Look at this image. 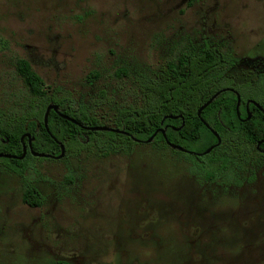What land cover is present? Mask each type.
I'll use <instances>...</instances> for the list:
<instances>
[{
  "label": "rangeland",
  "instance_id": "rangeland-1",
  "mask_svg": "<svg viewBox=\"0 0 264 264\" xmlns=\"http://www.w3.org/2000/svg\"><path fill=\"white\" fill-rule=\"evenodd\" d=\"M206 45L238 60L235 85L255 84L264 0H0V112L37 104L16 69L24 59L49 95L115 128L122 107L142 103V80ZM250 150L237 189L205 186L193 176L204 157L159 143L67 148L61 160L28 159L24 177L0 159V264H264V164ZM24 178L41 208L23 203Z\"/></svg>",
  "mask_w": 264,
  "mask_h": 264
},
{
  "label": "trees",
  "instance_id": "trees-1",
  "mask_svg": "<svg viewBox=\"0 0 264 264\" xmlns=\"http://www.w3.org/2000/svg\"><path fill=\"white\" fill-rule=\"evenodd\" d=\"M237 62L231 53L221 52L209 45L202 49L195 46L181 49L175 56L166 60L155 78L140 81L142 103L122 107L118 112L115 126L142 140L150 139L159 129L168 125L173 126L180 129L167 131L171 143L189 151L198 153L207 151L216 143L217 138L198 117V111L219 90L233 87V80L228 74ZM16 69L37 104L31 107L27 115L18 117H7L0 112V154L22 156L23 145L28 142V138L27 140L22 138L28 133L34 138L35 152L53 156L61 152L58 142L71 149H83L94 145L105 153L128 151L135 145L131 138L123 134L84 130L54 111L49 115L48 132L44 125V116L51 104L57 105L64 110L65 115L76 119L84 126H100L102 122L96 116L75 107L69 96L57 94L58 92L49 95L44 80L27 60H17ZM92 75L98 77L96 73ZM118 75L121 77L127 75V72L123 70ZM259 83L260 90L255 91L253 97L264 103V75L261 76ZM245 97L250 98V95ZM236 102L235 94L227 91L202 113V118L227 144L226 149H217L228 155L223 162L224 166L227 165L229 156L243 152L241 144L245 142L256 144L264 138V115L257 111V114L254 113L253 122L242 123L237 116ZM85 135L90 139L88 144L85 142L87 138ZM156 142L164 144L162 134H158ZM28 159L38 160L30 151L25 160L6 158L1 160L6 163L4 166L7 170L23 177L30 166ZM24 180V203L34 208L42 207L45 202L44 196L25 178Z\"/></svg>",
  "mask_w": 264,
  "mask_h": 264
},
{
  "label": "flooded vegetation",
  "instance_id": "flooded-vegetation-1",
  "mask_svg": "<svg viewBox=\"0 0 264 264\" xmlns=\"http://www.w3.org/2000/svg\"><path fill=\"white\" fill-rule=\"evenodd\" d=\"M235 68V67H234ZM234 68H232L231 70H233ZM262 75H264V74H261L260 76H259V78H258V80L256 81V83L255 84H253V83H246V84H244V85H242V86H240V85H233V87L232 88H225V89H232L233 90V94H235V96H236V100H237V102H236V112H237V116H238V118H239V120L242 122V123H251V122H253V120H254V117H255V115H254V113H256L257 114V111H259V113L261 114V115H264V103L263 102H261V101H258L257 99H255L254 97H253V95H254V93H255V91H258V89H259V84H261V83H259L260 82V79H261V76ZM237 87H240V88H237ZM221 90H224V89H221ZM221 90H219V91H221ZM260 90V89H259ZM218 91V92H219ZM230 92H232V91H230ZM226 93V92H225ZM238 95L240 96V99H241V103H240V105H239V111L237 110V107H238ZM246 95H250V98H246L245 96ZM264 98V97H263ZM255 109V110H254ZM59 111L61 112V113H63V109H61V108H59ZM64 114V113H63ZM166 118H168V117H166ZM171 118H173V117H171ZM202 121V120H201ZM205 121V120H204ZM206 122V121H205ZM162 123H164V122H162ZM207 123V122H206ZM208 124V123H207ZM184 125V124H183ZM209 125V124H208ZM206 126V125H205ZM210 126V125H209ZM207 127V126H206ZM211 127V126H210ZM115 128H117L116 126H115ZM208 128V127H207ZM118 129V128H117ZM179 130V129H177V128H175V127H173V126H166L165 128H162V129H159V130H164L165 131V133H166V137H167V131L168 130ZM209 129V128H208ZM211 129H213L212 127H211ZM119 130H121V129H119ZM210 130V129H209ZM214 130V129H213ZM121 131H124V130H121ZM158 131V130H157ZM211 131V130H210ZM214 131H216V130H214ZM212 132V131H211ZM217 132V131H216ZM218 133V132H217ZM158 134H162L163 135V137H164V144L163 143H159V144H162L163 146H165V147H169V148H171L169 145H168V142H167V140H168V137H167V140H166V138H165V136H164V134L162 133V132H159ZM219 134V133H218ZM123 135H125V134H123ZM220 135V134H219ZM86 136V135H85ZM125 136H128L129 138H131L132 140H133V142L135 143V145H137V144H140V143H143V144H146V142L149 140H142V139H139V138H136L135 136H133V135H131V134H129L128 133V135H125ZM158 136V135H157ZM156 136V137H157ZM87 138H86V143L88 144L89 142H90V139H89V137L88 136H86ZM156 137H155V139L153 140V142H151V143H156L157 144V142H156ZM216 137V136H215ZM221 137V136H220ZM25 140H27V138H25ZM221 140H222V143H221V145H219V146H217V147H215L209 154H207V155H202V154H204L205 152H202V153H192L191 151H189V150H187V149H185V150H187V151H189V152H191V153H188V152H183V151H180V150H176V149H173V148H171V149H173V150H175L176 152H178V153H180V154H186V155H192V156H196V158L197 159H199L200 160V158H203L204 157V161L203 162H201V164H199L200 165V167H199V169H200V171L198 172L197 170H195V174L193 175L194 177H195V175L197 176V177H199L202 181H203V183H204V185L206 186L207 184H212V183H217V182H219V181H221L222 183H223V185H225V186H228V185H231L232 184V187H235V189H237V188H239L240 187V185L242 184V183H240V181H239V177H238V175L239 174H236V172L238 171V169H243V167L244 166H242L244 163H246V161H248L249 160V158H250V155H251V150H250V148L251 147H254L255 148V150H256V152H257V154H258V158H257V160L260 162V163H262V164H264V138L263 139H261L260 141H258L256 144H253V143H251V142H245V143H243V144H241V147H242V149H243V152L241 153V154H234V155H232V156H229V161L227 162V165L226 166H224V160H226V157H228V155L227 154H225V153H223L222 151H217V149L218 148H222V149H226V147H227V144L226 143H224L223 142V139H222V137H221ZM169 141V140H168ZM170 142V141H169ZM61 143V142H60ZM218 143V140H216V143L215 144H213L211 147H213V146H215L216 144ZM25 145H26V147H27V149H28V151H27V155H28V152L30 151L31 152V150L29 149V145H28V142L27 143H24ZM58 144H59V142H58ZM63 144V143H62ZM147 144H150V143H147ZM172 144H174V143H172ZM64 145V144H63ZM174 145H176V144H174ZM59 146H60V144H59ZM65 146V145H64ZM177 146H179V145H177ZM181 147V146H180ZM210 147V148H211ZM61 148V147H60ZM183 148V147H182ZM65 149L67 150V147L65 146ZM120 152H129V150L128 151H126V150H121V151H119V152H111V153H120ZM32 153V152H31ZM103 153H105V152H103ZM60 154H61V152H60ZM59 154V155H60ZM110 154V153H109ZM59 155H57V156H59ZM66 155V154H65ZM214 155H217V157H214ZM53 156V155H52ZM57 156H54V157H57ZM65 157V156H64ZM63 157V158H64ZM26 158H27V156H26ZM25 158V159H26ZM35 158H37L38 160H44V158H38V157H35ZM62 158V159H63ZM3 159V158H2ZM25 159H23V160H25ZM48 159H53V160H61V159H55V158H48ZM29 169V168H28ZM27 169V170H28ZM26 170V171H27ZM9 171V170H8ZM25 171V172H26ZM11 172V171H10ZM13 173V172H12ZM15 174V173H14ZM25 174V173H24ZM19 176V175H18ZM25 176V175H24ZM23 176V177H24ZM228 180V181H227ZM116 181V184H113L112 186H110L109 185V188L110 189H115L117 186H118V183H117V180H115ZM229 183H231V184H229ZM32 185V184H31ZM34 186V185H33ZM34 187H36V186H34ZM36 189L42 194V192H41V190H39L37 187H36ZM192 189H193V186H189L188 187V191L190 192V191H192ZM22 201H23V198H22ZM23 203H24V201H23ZM24 204H26V203H24ZM27 205V204H26ZM29 206V205H28ZM31 207V206H30ZM32 208H34V207H32ZM39 208H41V207H39ZM60 263H64V264H71V263H68V262H57V264H60Z\"/></svg>",
  "mask_w": 264,
  "mask_h": 264
},
{
  "label": "water",
  "instance_id": "water-1",
  "mask_svg": "<svg viewBox=\"0 0 264 264\" xmlns=\"http://www.w3.org/2000/svg\"><path fill=\"white\" fill-rule=\"evenodd\" d=\"M227 91H232V89H224V90H221L219 92H217L214 96H212V98L207 102L205 103L198 111V117L202 120V122L212 131V133L216 136L217 140H218V143L209 148L204 154L202 155H207L209 154L215 147L221 145L222 143V140H221V137L220 135L214 131L213 129H211V127L204 121V119L202 118V113L203 111L208 108L216 99H218L223 93L227 92ZM241 103V99H240V96L238 95V107H237V110L239 111V105ZM54 111L56 113L59 114V116H61L63 119L65 120H68L70 122H72L73 124H76L78 125L79 127L83 128L84 130H87V131H91V132H113V133H116V134H125V135H128L127 132L125 131H121L117 128H112V127H107V126H95V127H91V126H84L83 124H81L80 122H78L76 119L70 117V116H67L63 113H61L59 111V107L57 105H54V104H51L50 106H48L47 110H46V113H45V116H44V125H45V128L49 131V126H48V121H49V115L50 113ZM159 132H162L167 140V137H166V133L164 130H158L146 143H151L153 142V140L155 139V137L158 135ZM25 138H28V145H29V149L31 150L32 154L34 157H38V158H44V159H48V158H55V159H62L65 154H66V149H65V146L59 142L60 144V147H61V154L57 157H54L50 154H45V153H37L33 150V141H34V138H32L31 134H26L25 136H23L22 140H24ZM56 140V139H55ZM57 141V140H56ZM58 142V141H57ZM168 142V145L173 148V149H176V150H180V151H183V152H188V153H191L187 150H185L184 148L180 147V146H177V145H174L172 144L171 142ZM27 147L26 145L24 144L23 145V154L22 156H14V155H9V154H0V159L2 158H6V159H17V160H23L26 158L27 156Z\"/></svg>",
  "mask_w": 264,
  "mask_h": 264
}]
</instances>
